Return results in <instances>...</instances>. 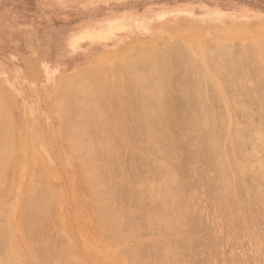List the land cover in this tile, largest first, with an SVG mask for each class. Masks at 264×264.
<instances>
[{
	"label": "rangeland",
	"instance_id": "1",
	"mask_svg": "<svg viewBox=\"0 0 264 264\" xmlns=\"http://www.w3.org/2000/svg\"><path fill=\"white\" fill-rule=\"evenodd\" d=\"M149 45L152 47L147 49ZM147 51H151L155 57L158 55V60L164 58V63L157 65L165 81L163 78L161 80L159 73L152 74L153 70L147 68L151 65L146 64L145 67L144 64L133 62ZM132 63L136 64V68L137 65L142 66L139 72L142 71L145 80V75L151 72L150 76L147 75L148 87L153 89L163 81L164 87L161 88L166 90L162 92L161 89L165 93L157 99L161 102L152 100L150 105L153 109L145 110L147 114L143 111L145 107H141V103L137 104L138 99L143 98L142 91L134 94L135 88L138 91V86L144 87L145 82L142 80V86L133 87L141 82L138 83L140 74ZM123 65L132 72L128 69V73L125 67L124 72L120 71L122 74L117 71ZM95 68L101 72L96 71L95 75L88 77L103 83L105 88L99 84L101 91L110 94L108 98L113 107L110 108L112 113L105 110L106 122L103 121V124L106 125L101 128L100 122L93 129L90 127L85 135L93 141L92 144L96 142L91 145L97 157L93 155L96 164L92 167L80 162L69 150L72 129L79 125L71 126L66 123L67 120L65 122L58 94L65 80L76 77L79 71L86 73ZM163 68L167 71L166 75ZM136 77L139 78L135 84ZM118 78L128 84V91H132L133 95L138 94L134 100H128L131 96L125 94L127 98L124 100L131 105L130 108L129 104L123 105L121 100L117 101L119 95L122 100L124 97V93L120 91L118 95L117 92ZM82 80L79 78V82L84 85ZM79 86H73V90L76 91ZM85 88L84 95L87 91L93 95L90 87ZM0 104V153L11 156L4 185H0V264L12 257L9 255L10 247L18 252L16 259L20 261L16 263L19 264H54L55 261H58L55 264H66L67 261L70 264H138L135 263L138 261L139 264H264V245L260 244L264 242V0H0ZM155 105L158 114L162 109L171 111L165 112L169 113L165 123L167 127L173 125L175 129L168 127L172 139L167 141H171L167 143L168 146L164 144L168 148L162 149L163 156H159L157 146L148 143V138L145 139L147 126L159 123L158 118L153 119L157 112ZM123 106H126L124 111ZM119 111H123L122 114ZM83 112L80 108L73 111L76 122L85 119ZM149 113L155 115L148 118ZM113 118L118 123L116 130L114 124L110 125L112 128H107ZM207 124H211L210 127ZM246 127L250 128H247L250 132H245L247 135L242 133ZM153 129L155 132L159 127ZM98 131L100 133L97 134ZM173 134H176V138ZM214 135L217 139L211 138ZM98 137L101 139L98 142L100 148L96 146L100 140ZM102 138H106L108 145ZM213 139L217 140V145ZM98 149L102 150L98 152ZM217 149L222 152V157ZM212 152L219 155L215 154L218 159ZM164 156L170 158L169 161L174 158L172 165ZM152 157L157 163L161 161V164L157 165ZM96 159H99V163ZM241 160L244 164L239 163ZM175 164L178 166L175 167ZM221 164L224 167H220ZM240 164L244 167H240ZM155 165L157 170L154 169ZM168 165L179 184L176 183L174 187L175 181L171 182L173 186L170 191L181 194L179 197L175 195L179 199L174 198L173 201L177 200L175 202L178 205V200L183 202L184 210H181L180 205L177 209H180L181 217L183 214H188V217H182L187 222L183 220L184 224L179 221L178 224H182L177 229L173 224L171 236L167 235L166 239L165 228L160 229L158 226L164 224L154 217L160 206L158 204L168 198ZM236 165L239 170L235 168ZM89 166L98 171L95 172L100 176L98 179H105L101 183L103 186L99 182L98 192L93 190L96 189V183L87 185L83 179L81 169ZM163 174L167 177H163ZM39 186L42 190L46 189L51 197V206L47 202L45 206L51 212L47 209L48 215L43 216V219L26 201ZM162 188H165L162 194L167 191L165 195L160 194ZM177 190L181 193H176ZM228 190L232 192H228L229 195ZM163 197L166 198L161 202ZM149 202L154 205L151 206ZM97 203L103 208L107 206L106 209L96 212ZM126 213L129 214L128 218ZM115 215H119V220ZM150 222L155 225H150ZM177 222H174L175 225ZM30 224L34 225L33 228ZM179 238H183V242ZM159 240L160 244L157 243ZM161 240L164 241L163 245ZM174 242L176 245L173 246ZM149 243L154 246L157 243L160 247L151 248ZM167 243L171 250L175 247L177 253L173 254L175 250H169L172 254L168 252L167 256L164 250ZM186 253L188 257H185ZM130 254L136 259H126ZM37 255L41 258L38 259ZM181 259L184 261L181 262Z\"/></svg>",
	"mask_w": 264,
	"mask_h": 264
},
{
	"label": "bare ground",
	"instance_id": "2",
	"mask_svg": "<svg viewBox=\"0 0 264 264\" xmlns=\"http://www.w3.org/2000/svg\"><path fill=\"white\" fill-rule=\"evenodd\" d=\"M150 46V45H149ZM152 46H150L149 48H147V49H150ZM152 51V50H151ZM151 51H147V52H145V53H143L144 55H140V56H138V57H136V59L133 61L134 63H137V64H140L141 63V65L142 64H144V66L145 67H147V66H150L151 65V67H147V68H150L149 70H153L152 71V74H158L159 76H161V80H162V78H163V72L161 73L160 72V68L158 67V65L159 64H161V63H164L163 62V60H164V58H163V60L162 59H160V60H158L157 59V57H158V55H157V57H155V56H153L152 54L153 53H151ZM180 53V52H179ZM182 53V52H181ZM160 57V56H159ZM160 58H162V56L160 57ZM150 59V60H149ZM160 61H162V62H160ZM158 62H160V63H158ZM166 62V61H165ZM146 64H147V66H146ZM158 64V65H157ZM193 64V63H192ZM131 65V64H130ZM129 65V66H130ZM132 65H134L133 63H132ZM136 65V64H135ZM134 65V67L136 68V66ZM138 66L139 65H137V68H136V70L138 69V73L140 74H137V71L135 70V69H133V72H134V70L136 71V76H138L139 75V77H136V80H134V83L136 84V82H137V80H138V78H139V82L138 83H140L141 82V84H137L136 86H133V85H135L133 82V87L135 88V87H137L138 85H140V86H142V80H143V83H144V87L142 86V87H140L139 88V86H138V91L136 90V88H135V91L136 92H134V94L135 93H138L139 92V90H141L142 91V96H143V98L142 99H138L139 101L137 102V104L138 103H141V107H142V105H143V107H145L144 109L143 108H141V109H143V111L145 112V110H147V109H153V107L151 106L152 104H151V102H152V100H154V101H156L157 99H159L161 96H163V94L165 95V93H162V92H165L164 91V89H162L164 86V84L163 83H161V82H163V81H165L164 79H165V77L163 78V81H161L160 82V84H158L157 86H155L153 89L149 86H147V85H149L148 84V82H146L147 80H148V78H147V75L148 76H150V74H151V72H150V74H149V72L147 73V71L146 70H144V68L142 69V70H144V71H146V79L147 80H145V78H144V74L142 73V71L141 72H139L140 70V67L142 68V66H139V68H138ZM193 66H194V64H193ZM126 68V71L128 72V69H130L128 66L126 67L125 65H123V67L120 69H117V71L119 70V72L120 71H122V72H124L123 71V68ZM130 67H133V66H130ZM124 68V69H125ZM153 68V69H152ZM166 68V67H165ZM165 68H163L164 69V72H165V75H166V70H165ZM102 70V69H101ZM113 70V69H112ZM98 73H100L99 72V69L98 68H95V69H91V70H88L86 73L85 72H81V71H79L75 76L76 77H73V78H71V79H67V80H65L62 84H61V86H60V89H59V94H58V101H59V103H60V107H61V111H62V117H64L63 119H65V122H66V120H67V122L66 123H68L69 125H71V126H76L75 124H78L79 125V127H77V128H73L72 129V135H71V138H70V141H69V150L73 153L72 155L73 156H75V158L76 159H80L79 161L80 162H83V163H85L86 165L88 164V165H91L92 167H93V165H95L96 163H95V160H93V159H95L94 158V156L96 155V154H94V151L93 150H91V145H93L94 143H96V142H94L93 144H92V142L93 141H91L90 140V138L88 139V137H86L85 135H86V133H87V131H89L90 130V127L92 128V127H95V125L96 124H99L100 122H102V123H100V124H102L101 125V128H103L105 125H106V123H104L103 124V121L104 122H106L105 120H106V112H105V110L106 109H108V110H112V109H110V108H112L113 106H112V104H111V100L109 101V99L110 98H108V96H110V94L109 95H107L106 94V92H103V91H101L102 89H101V86L100 85H102V87L103 88H105L104 87V85H103V83L101 84V83H97V81H96V78L94 79L93 77H92V79H94L93 81H91L90 80V78L91 77H88V76H91V75H95L97 72ZM113 71H115L116 72V70H113ZM131 71V69L129 70V72ZM118 72V73H119ZM128 72V73H129ZM132 72V71H131ZM169 72V71H168ZM106 73H107V70H106ZM121 73V72H120ZM105 74V73H104ZM122 74V73H121ZM135 74V73H134ZM143 76H142V75ZM169 74V73H168ZM116 75H118L117 73H116ZM123 75H124V73H123ZM82 77H84V78H82ZM117 77H119V76H117ZM143 77V78H142ZM79 78H81V79H84V80H82V81H84V85H82L80 82H79ZM120 78V77H119ZM118 78V79H119ZM117 79V80H118ZM141 79V80H140ZM167 79V78H166ZM77 80V81H76ZM145 80V81H144ZM73 81H74V83H75V81H76V83L75 84H80V86H79V88L76 90V91H74L73 90V86H75V87H77V85H75L74 83H73ZM94 81H96V82H94ZM136 81V82H135ZM79 82V83H78ZM120 82V83H119ZM126 82V81H125ZM128 83V82H127ZM130 83H131V81H130ZM100 84V85H99ZM119 84V85H118ZM147 84V85H146ZM167 84H169V83H167ZM82 85V86H81ZM131 85V84H130ZM72 86V87H71ZM90 87L92 90H93V92H92V94L93 95H90L91 94V92L89 93V91H87L88 93H86L85 95L83 94L85 91H86V88L85 87ZM116 86H119L118 88H117V92H118V95H119V92L121 91L122 93H124L123 94V100H122V98L120 97V95L118 96V98H120V99H118L117 97H115V98H117V101L119 102V100H121L120 101V103H126V101L124 100L125 98H127V97H129V96H131L128 100H134V98H136V97H138V94L137 95H133V93H132V91H128L127 90V88H128V84H126V83H124L122 80H118V82H117V84H116ZM161 86H163L162 88H161ZM130 87V86H129ZM120 88V89H119ZM142 88V89H141ZM161 89L163 90L162 92H161ZM105 90V89H104ZM107 90V89H106ZM125 90H127V91H125ZM108 91V90H107ZM109 92V91H108ZM98 93H100V94H98ZM103 93V94H102ZM105 94V95H104ZM125 94L127 95V97H125ZM168 94V93H167ZM103 95V96H102ZM114 96H116V95H114ZM78 97H79V99H78ZM99 98H101L102 100H100ZM104 98V99H103ZM133 98V99H132ZM163 98V97H162ZM161 98V99H162ZM72 99H74V101L72 100ZM116 100V99H115ZM127 100V101H128ZM140 100H141V102H140ZM163 100H164V98H163ZM73 101V102H72ZM76 101V102H75ZM79 101V102H78ZM129 102V101H128ZM133 102V101H132ZM132 102H130L131 104H132ZM135 102V101H134ZM157 102H161V100L160 101H158L157 100ZM144 103V104H143ZM121 104V105H122ZM123 104V105H124ZM127 105L129 104V103H126ZM151 104V105H150ZM1 105V104H0ZM120 105V104H119ZM120 105V106H121ZM145 105V106H144ZM163 105H164V103H163ZM134 106V105H133ZM132 106V107H133ZM168 106V105H167ZM116 107V106H115ZM122 107V106H121ZM126 107V106H125ZM124 106H123V111H124V108H125ZM128 107L130 108L131 107V105L129 104L128 105ZM138 107V106H137ZM155 107H156V110H157V105H155ZM161 107H163V106H161ZM165 107V106H164ZM78 108H80V111L82 112V111H84L82 114H83V116H85L84 118V120H83V118H79V120H81V122L80 121H78V122H76V120H75V118H73L74 117V114H72L73 113V111L74 110H76V109H78ZM118 108V107H117ZM115 109V108H114ZM161 109V108H160ZM159 109V110H160ZM120 110H122V109H120ZM130 110V109H129ZM139 109H137V111H138ZM104 111V112H103ZM109 111V112H110ZM115 111H116V109H115ZM122 111V112H123ZM161 111V112H160ZM159 111V114H158V110H157V112L155 113L156 114V116L155 117H153L152 115L154 114H152V113H149L147 116H148V118H149V116H151V117H153V119L155 120H157V118H158V120L157 121H159V123H157L156 122V124H158V125H155V126H153V125H148L147 126V131L148 132H146L145 130V132H146V140H147V138H148V143H150V144H154L155 146H157V152L159 153V156H160V154L163 156V154L162 153H164L163 151H162V149H164V148H168V147H166V145H164V144H167V143H171V141H169V142H167L168 140H170L169 138H171L172 139V134L170 135V133L171 132H169L168 130H169V128L172 130V128L174 129V127H173V125H172V127L170 126H166V124L167 123H165V117L168 115L169 116V113L168 114H166L168 111H164V109H162V110H160ZM108 112V113H109ZM120 112V111H119ZM122 112H120L121 114H122ZM153 112V111H152ZM166 112V113H165ZM169 112H171V111H169ZM102 113V114H101ZM105 115H104V114ZM111 113H112V111H111ZM126 113H127V111H126ZM129 113V112H128ZM146 114L148 113V111L147 112H145ZM145 113H143L144 115H145ZM85 114V115H84ZM154 114V115H155ZM73 115V116H72ZM143 115V116H144ZM249 115V114H248ZM83 116H81L80 115V117H83ZM103 116H105L104 118H103ZM108 116V115H107ZM125 116V115H124ZM127 116V115H126ZM146 116V115H145ZM144 116V117H145ZM66 117V118H65ZM118 117V116H117ZM121 117V116H120ZM122 117H123V115H122ZM150 117V118H151ZM248 117H251V116H248ZM109 118V117H108ZM115 118V117H114ZM114 118L112 119V120H114ZM169 117H167V119H168ZM200 118H201V116H200ZM104 119V120H103ZM124 119V118H123ZM166 119V120H167ZM171 119V118H170ZM169 119V120H170ZM204 120L206 119V118H203ZM202 119V120H203ZM248 119V118H247ZM77 120H78V118H77ZM112 120L110 119V122H109V126L107 127V128H109V127H111L112 128V126H113V124L115 125V130H116V128L118 127V123H117V121H113L114 123H112ZM125 120V119H124ZM123 120V121H124ZM150 120V119H149ZM148 120V121H149ZM168 120V121H169ZM172 120H173V118H172ZM208 120V119H207ZM207 120H206V122H207ZM107 121H109V120H107ZM171 121V120H170ZM175 121V120H174ZM185 121V120H184ZM198 121V120H197ZM210 121V120H209ZM248 121H249V119H248ZM248 121H246V122H248ZM80 122V123H79ZM143 122H144V120H143ZM149 122H151V121H149ZM173 122V121H172ZM176 122V121H175ZM174 122V126H175V123ZM199 122V121H198ZM203 122V121H202ZM63 123H64V121H63ZM145 123H147L146 121H145ZM209 123V122H208ZM211 123V122H210ZM108 124V123H107ZM148 124V123H147ZM202 124V123H201ZM206 124V123H205ZM249 124H251V123H248V125ZM69 125H67V126H69ZM110 125H112V126H110ZM116 125H117V127H116ZM198 125V124H197ZM207 125H209V127H210V125L211 124H207ZM206 125V128L208 127ZM70 126V127H71ZM103 126V127H102ZM62 127H64V125L62 126ZM97 127H99L98 125H97ZM106 127L104 128V129H106ZM155 127V129H156V127L158 128L159 127V130H157L156 129V131L155 132H153V128ZM175 127H177V126H175ZM178 127H179V125H178ZM249 127V126H248ZM248 127H246L245 129V131H243L242 133H244L245 135H247L246 133H247V130L249 129L250 130V128H248ZM72 128V127H71ZM146 128V127H145ZM144 128V129H145ZM153 130H152V129ZM193 128H196V127H193ZM248 128V129H247ZM64 129V128H63ZM93 129V128H92ZM103 129V130H104ZM244 129V128H243ZM242 129V130H243ZM67 130V129H66ZM71 130V129H70ZM102 130V129H101ZM100 130V131H101ZM102 130V131H103ZM121 131H122V129H120ZM199 130V129H198ZM207 130V129H206ZM205 130V131H206ZM210 130H211V128H210ZM240 130V129H239ZM248 130V131H249ZM68 132H69V130H67ZM174 131H175V129H174ZM178 131V130H177ZM197 131V130H196ZM235 132H236V130H234ZM93 132V131H92ZM210 131H208V133H209ZM240 132V134H241V131H239ZM246 132V133H245ZM250 132V131H249ZM89 133V132H88ZM98 133H100L99 131L97 132V134ZM109 133V132H108ZM174 133H176V132H174ZM206 133V132H205ZM207 133V134H208ZM216 133V132H215ZM219 133V132H218ZM222 133V132H221ZM220 133V134H221ZM230 133V132H229ZM111 134V133H110ZM118 134V133H117ZM232 134V133H231ZM235 135H236V133H234ZM243 134V135H244ZM89 135V134H88ZM103 134L101 133V136H102ZM174 135V134H173ZM176 135V134H175ZM174 135V137L176 138V136ZM229 135V134H228ZM233 135V134H232ZM239 135V134H238ZM244 135V136H245ZM108 136V135H107ZM110 136V135H109ZM112 136V135H111ZM128 136V135H127ZM148 136V137H147ZM177 136H178V134H177ZM180 136V135H179ZM201 136V135H200ZM215 136V135H214ZM223 136V135H222ZM234 136V135H233ZM91 137V136H90ZM104 137V136H103ZM113 137V136H112ZM209 137V135L208 136H206V138H208ZM232 137V136H231ZM246 137V136H245ZM245 137H241L242 139L244 138L245 139ZM87 138V139H86ZM97 138V137H96ZM99 138V137H98ZM107 138V137H106ZM106 138H102V140L104 139L105 141H103V142H105L106 144H107V141H106ZM120 138H121V136H120ZM129 138V137H128ZM211 138H216V136L215 137H212L211 136ZM234 138V137H233ZM232 138V139H233ZM236 138H237V136L235 137V139L234 140H236ZM239 138V137H238ZM241 138H240V140H241ZM2 139V137L0 136V140ZM91 139H92V137H91ZM100 139V138H99ZM114 139H115V137H114ZM117 139V141H118V138H116ZM144 139V140H145ZM181 139H183V138H181ZM217 139V138H216ZM221 139V138H220ZM126 140V139H125ZM145 140V141H146ZM199 140V139H198ZM206 140V139H205ZM212 140V139H211ZM211 140H210V142H211ZM223 140V139H222ZM99 141H101V139L100 140H98L97 141V143L99 142ZM111 141V140H110ZM116 141V140H115ZM201 141V140H200ZM216 141V145H217V140H215ZM214 141V139H213V143L215 142ZM233 141V140H232ZM109 142V141H108ZM152 142V143H151ZM176 142V141H175ZM179 142H180V139H179ZM183 142V141H182ZM199 142V141H198ZM237 142H239V141H237ZM101 144H102V142H100ZM115 143V142H114ZM212 142H211V144H213ZM234 143H236V142H234ZM241 143V142H240ZM118 144V143H117ZM121 144V143H120ZM177 144V143H176ZM221 145H222V141H221V143H220ZM233 144V143H232ZM99 146V143L98 144H96V146ZM108 145V144H107ZM112 145V144H111ZM115 145H116V143H115ZM123 145V144H122ZM149 145V144H148ZM154 145H153V147H154ZM171 145V144H170ZM215 145V146H216ZM105 145L103 144V147H104ZM120 146V145H119ZM134 146V145H133ZM165 146V147H164ZM167 146H168V144H167ZM240 146V145H239ZM129 147V146H128ZM145 147V146H144ZM152 147V146H151ZM172 147V146H171ZM170 147V148H171ZM204 147V146H203ZM202 147V148H203ZM238 147V146H237ZM236 147V148H237ZM92 148H96V147H94V146H92ZM99 148H100V146H99ZM102 148V147H101ZM106 148H108L107 146H106ZM122 148H124V147H122ZM145 148H148L147 146L145 147ZM155 148V147H154ZM153 148V149H154ZM217 148V147H216ZM221 148H222V146H221ZM230 148V147H229ZM234 148V147H233ZM172 149H174V148H172ZM171 149V150H172ZM235 149V148H234ZM100 150H102V149H100ZM99 149L97 150L98 152L100 151ZM148 150H152V148L151 149H148ZM169 150V149H168ZM167 150V151H168ZM206 150V149H205ZM215 150V149H214ZM213 150V151H214ZM218 150V149H217ZM216 150V151H217ZM221 150V149H220ZM165 151V150H164ZM173 151V150H172ZM197 151V150H196ZM201 151H203V150H201ZM209 151V150H208ZM219 151V150H218ZM218 151H217V153H218ZM229 151H231V149L229 150ZM101 152H104V151H101ZM106 152V151H105ZM113 152V151H112ZM169 152H171L170 150H169ZM168 152V153H169ZM244 152V151H243ZM97 153V152H96ZM116 153V152H115ZM142 153V152H141ZM158 153L157 154H155V155H158ZM217 153H215V154H217ZM219 155H221V153L222 152H220L219 151ZM236 153V152H235ZM245 153V152H244ZM143 154V153H142ZM142 154H140V155H142ZM212 154H214L213 152H212ZM214 154V155H215ZM228 154V153H227ZM237 154V153H236ZM94 155V156H93ZM102 155H104V154H102ZM102 155H101V157H102ZM211 155V154H210ZM218 155V154H217ZM217 155H215L216 156V158H217ZM218 155V156H219ZM230 157H232V154L230 153ZM243 155V154H242ZM106 156V155H105ZM111 156H113V155H111ZM169 156H170V154H169ZM228 156V155H227ZM11 156L10 155H8V154H2L1 155V153H0V185H2L3 184V182H4V180L6 179V174H7V172H8V168H9V164H10V158ZM96 157V156H95ZM146 157V156H145ZM172 157V156H171ZM221 157H222V155H221ZM224 157V156H223ZM97 158V157H96ZM107 158V157H106ZM140 158H141V156H140ZM142 158H143V156H142ZM152 158H154V157H152ZM164 158H167V157H165L164 156ZM173 158V157H172ZM171 158V159H172ZM229 158V157H228ZM99 159H101V158H99ZM98 159V160H99ZM108 159V158H107ZM148 159V158H147ZM168 159H170V158H167V161L168 162H170L171 161V165H172V160L174 159H172V160H168ZM195 160H196V158H194ZM218 159V158H217ZM224 159V158H223ZM97 159H96V162L98 161ZM154 160H155V158H154ZM230 160H232L233 161V159H231L230 158ZM175 161H177V160H175ZM180 161V160H179ZM220 161H221V159H220ZM94 162V163H93ZM101 162V161H100ZM148 162H149V160H148ZM203 162V161H202ZM215 162H217V161H215ZM234 162V161H233ZM97 163H99V162H97ZM151 163V162H150ZM155 163H157L156 162V160H155ZM165 163V162H164ZM164 163H162V164H164ZM218 163V162H217ZM216 163V164H217ZM223 163V162H222ZM224 163H225V161H224ZM230 163H231V161H230ZM239 163H243L242 162V160H241V162H239ZM246 163H247V161H246ZM149 164V163H148ZM158 164H161V161H160V163L158 162L157 163V165ZM233 164V163H232ZM244 164V163H243ZM243 164H240L241 166L240 167H244V166H242ZM11 165V164H10ZM144 165H145V163H144ZM151 165V164H150ZM157 165H155V168L154 169H158V168H156V166ZM167 165V164H166ZM176 165V164H175ZM224 164H221L220 165V167H222ZM234 165H235V163H234ZM234 165H232L231 167H232V170L234 169ZM91 166H89V167H91ZM160 166V165H159ZM162 166V165H161ZM178 165H176L175 167H177ZM217 166H219V165H217ZM86 168V167H84V170H83V167H82V174H83V179L85 180V181H87V185H95V183H96V189H93V187H92V189L93 190H95V192H98V190H99V188H100V185H99V182H100V184L103 182V181H105V179L103 180V181H101L100 179H98V177H100L99 176V174H98V176L96 175L97 173H95V172H98L97 170H95V168L93 169L92 167L91 168ZM107 167V166H106ZM110 167V166H109ZM145 167H147V165L145 166ZM153 167V166H152ZM163 167V166H162ZM174 167V168H175ZM180 167V166H179ZM224 167V166H223ZM227 167V166H226ZM230 167V168H231ZM237 167V165L235 166V168ZM246 167V166H245ZM80 169V168H79ZM98 169V168H97ZM100 169V168H99ZM109 169V168H108ZM162 168H160V170H161ZM227 169L228 168H226V170L225 171H227ZM236 169H238V168H236ZM242 169V168H241ZM263 169V168H262ZM261 169V170H262ZM101 170H103V168H101ZM159 170V172L161 173V171ZM165 170V169H164ZM183 170V169H182ZM239 170V169H238ZM179 171V170H178ZM181 171V170H180ZM234 171V170H233ZM245 171V170H244ZM103 172V171H102ZM104 172H106V171H104ZM103 172V173H104ZM108 172V171H107ZM158 172V173H159ZM228 172H230L229 170H228ZM235 172V171H234ZM261 172V171H260ZM99 173H101V172H99ZM181 173V172H180ZM244 173V172H243ZM166 174L168 175V178L170 179H167V180H169V184H170V186L168 185V187L167 188H169V191H168V193H166L167 191H165V193L168 195L167 197L168 198H166V197H163V200L162 199H160V200H162L161 202H163L164 200H165V198H166V200L167 201H169V202H166V200H165V202H163V203H160V204H158V205H160L159 207H158V205L156 206V207H158L157 209H159V211H157V209H156V213H155V209H154V213L156 214V217H154V219H157L158 221H160V223H162V224H164L163 226H161V224H158V226L160 225V229L163 227V228H165V232H166V239H168V236L172 233V230L170 231V228H175V226H176V229L178 228V225H179V227L181 226V224H178V223H180L181 221L183 222V220H184V218H182L183 216L184 217H188V216H186V215H188V214H186V215H184L183 214V216L181 217V215H182V213H181V211H179L180 209H177L178 207H179V205H180V208H184V204H182L183 202L181 201V200H178L179 201V205L177 204V202H175V201H177V200H174L173 201V199L175 198V191L173 192V191H170V188H172V186L174 185V187L176 186V183H177V181H176V177L177 176H175V174H174V172L172 171V169H171V167L168 165V167L166 168ZM178 174H179V172H178ZM183 174V173H182ZM225 174H227V173H225ZM95 175H96V177H95ZM101 175H103V174H101ZM132 175V174H131ZM162 175V174H161ZM224 175V174H223ZM228 175H231V174H228ZM242 175V174H241ZM167 177L165 174H163V177ZM239 176V175H238ZM182 177H184L183 175H182ZM226 177V175H224V178ZM231 177V176H230ZM229 177V178H230ZM236 177V176H235ZM106 178V177H105ZM228 178V179H229ZM163 179V178H162ZM165 179V178H164ZM175 179V180H174ZM239 179H241L240 177H239ZM177 180H178V178H177ZM224 180V179H223ZM226 180L227 179H225L224 181L226 182ZM231 180V179H230ZM242 180V179H241ZM241 180H240V183H241ZM84 181V182H85ZM107 181V180H106ZM110 181V180H109ZM108 181V182H109ZM112 181V180H111ZM152 181V180H151ZM150 181V182H151ZM156 181V180H155ZM166 181V180H165ZM175 181V182H174ZM223 181V182H224ZM227 181H229V180H227ZM238 181V180H237ZM97 182H98V184H97ZM171 182H174L173 183V185L171 184ZM180 182V181H179ZM230 182V181H229ZM232 182V181H231ZM230 182V183H231ZM2 183V184H1ZM86 183V182H85ZM94 183V184H93ZM151 183H153L154 184V182L152 181ZM236 183V182H235ZM6 184V183H5ZM104 184L105 185H108V184H106L105 182H104ZM111 184H113V183H111ZM156 184H158V182H156ZM155 184V185H156ZM164 184H166V186H167V183L165 182ZM178 184V183H177ZM183 184V183H182ZM185 184V183H184ZM183 184V185H184ZM188 184V183H187ZM227 184V183H226ZM229 184V183H228ZM241 184H243V183H241ZM4 185V184H3ZM102 185V184H101ZM104 185V187H106ZM182 185V186H183ZM186 185V184H185ZM191 185V184H190ZM230 185V184H229ZM236 185V184H235ZM238 185V188H240L239 186V184H237ZM103 186V185H102ZM115 186V185H114ZM117 186V185H116ZM151 186V185H150ZM166 186H164V187H166ZM178 186H179V184H178ZM180 186H181V184H180ZM181 186V187H182ZM226 186V185H225ZM4 187V186H3ZM103 187V188H104ZM110 187H112V186H110ZM153 187L155 188L156 186H154L153 185ZM153 187H151V188H153ZM163 187V186H162ZM180 187V188H181ZM2 188V187H1ZM91 188V187H90ZM95 188V187H94ZM107 188V187H106ZM109 188V187H108ZM107 188V189H108ZM190 188V187H189ZM231 188H233V187H231ZM243 188V187H242ZM91 189V190H92ZM156 189H157V187H156ZM159 189V188H158ZM157 189V190H158ZM165 189V188H164ZM163 188L161 189V193L160 194H162V192H164V191H162V190H164ZM183 189H185V188H183ZM183 189H181V190H183ZM228 189V188H227ZM101 190V189H100ZM103 190V189H102ZM154 190V189H153ZM172 190V189H171ZM176 190V189H175ZM232 189H230V191H231ZM237 190V189H236ZM240 190H242V191H244V189H240ZM239 190V191H240ZM104 192L106 191L105 189L103 190ZM93 193H94V191H92ZM150 192V191H149ZM160 192V191H159ZM229 192V190L227 191V193ZM102 193V192H101ZM145 193H147V192H145ZM155 193V192H154ZM165 193L164 194H162V195H165ZM176 193H181V191L180 192H178V190H177V192ZM229 193H232V192H229ZM229 193H228V195H229ZM246 193V192H245ZM98 194V193H97ZM157 194H158V192H157ZM160 194L158 195L159 197H160ZM226 194V193H225ZM130 195H133V193L132 194H130ZM151 195H153V192L151 193ZM155 195H156V193H155ZM180 196H181V194H179ZM179 195H176V196H178L179 197ZM182 195H184V194H182ZM227 195V194H226ZM231 195V194H230ZM239 195V194H238ZM154 196V195H153ZM186 195H184V197H185ZM133 197V196H132ZM149 197V196H148ZM178 197H176V198H178ZM233 197V196H232ZM135 198V197H134ZM175 198V199H176ZM230 198H231V196H230ZM130 199H133V198H131L130 197ZM150 199V198H149ZM148 199V200H149ZM153 199H155V198H153ZM179 199V198H178ZM228 199V198H227ZM112 200H114L115 201V199H113L112 198ZM135 200V199H134ZM183 200H186V199H183ZM230 200V199H229ZM26 201L28 202V204L30 205V207L35 211V213H37L38 214V212H39V214L40 215H37V216H41L40 217V219L42 218H44L43 216H45L46 214L48 215V210L47 209H49L48 208V206H51L50 205V203H51V197H50V195L48 194V192H47V190L46 189H43L42 190V187H40L39 186V188L37 189H35V190H33L31 193H30V195H29V198H27L26 199ZM151 202H152V200H150ZM181 201V202H180ZM224 201H225V199H224ZM228 200H226L225 202H227ZM232 201V200H231ZM249 201V200H248ZM247 200L245 201V202H248ZM46 202L47 203H49L48 204V206H47V208L45 207L46 206ZM108 202V201H107ZM110 202H112V201H110ZM155 202H157V199H156V201H154L153 203L155 204ZM173 202H175V204L173 203ZM114 203V202H113ZM89 204V203H88ZM99 203H97V205H98ZM149 204H150V202H149ZM154 204H150L151 206H153ZM188 204V203H187ZM248 204V203H247ZM96 205V206H97ZM109 205H110V203H109ZM178 205V206H177ZM225 205V204H224ZM229 204L227 203V207H228V209H229V206H228ZM232 205H233V203H232ZM237 205V204H236ZM94 206V205H93ZM104 206H105V204H104ZM150 206V207H151ZM231 206V205H230ZM242 206V205H241ZM251 206V205H250ZM98 207V208H97ZM96 207V212H101V210H103L104 208L106 209V207H102V205H98ZM149 207V206H148ZM155 207V206H154ZM225 206H223V208H224ZM51 208V207H50ZM92 208V207H91ZM181 209V210H184V209ZM189 208V207H188ZM222 208V207H221ZM226 208V207H225ZM231 208H233V206H231ZM249 208V207H248ZM99 209V210H98ZM108 209H109V207H108ZM107 209V210H108ZM152 210H153V208H151ZM151 209H150V211H151ZM178 210V212H177V210ZM227 209V208H226ZM50 210V209H49ZM113 210V209H112ZM187 210V209H186ZM220 210V209H219ZM230 210V209H229ZM36 211H38V212H36ZM48 211V212H47ZM109 211L110 210H108V212L107 213H109ZM120 211V210H119ZM188 211H189V209H188ZM224 212V209L222 210L221 209V212ZM242 211V210H241ZM50 212H51V210H50ZM121 212H122V210H121ZM124 212V211H123ZM123 212H122V214H123ZM153 212V211H152ZM185 212H187V211H185ZM227 212V211H226ZM104 213V212H103ZM106 213V212H105ZM112 213H114L113 211H112ZM118 213V212H117ZM158 213V214H157ZM225 213V212H224ZM119 214V213H118ZM121 214V217L123 216ZM125 214V213H124ZM127 214V213H126ZM181 214V215H180ZM226 214V213H225ZM244 214V213H243ZM250 214V213H249ZM110 215V214H109ZM112 215H114V214H112ZM128 216H126L127 218L129 217V214H127ZM136 215H139V214H137L136 213ZM135 215V216H136ZM245 215H246V213H245ZM36 216V217H37ZM102 216V215H101ZM116 216V215H115ZM114 216V217H115ZM131 216V215H130ZM140 216V215H139ZM146 215H144V217H145ZM150 216V215H149ZM248 216V215H247ZM46 217V216H45ZM99 217H100V215H99ZM117 217V216H116ZM118 217H119V215H118ZM117 217V218H118ZM124 218H125V215L123 216ZM147 217V216H146ZM192 217V216H191ZM38 218V217H37ZM48 218V217H47ZM140 218V217H139ZM148 218H150V217H148ZM180 218H182V220H180ZM235 218V217H234ZM138 219V218H137ZM185 219H187V218H185ZM191 219V218H190ZM37 220V219H36ZM111 220H113V219H111ZM118 220H119V218H118ZM153 220V219H152ZM198 220V219H197ZM235 220V219H234ZM233 220V221H234ZM248 220H250V219H248ZM102 221V220H101ZM116 221V220H115ZM115 221H112V222H115ZM126 221V220H125ZM147 221V220H146ZM149 221H151V219L149 220ZM178 221V222H177ZM180 221V222H179ZM103 222V221H102ZM117 222V221H116ZM119 222V221H118ZM148 222V221H147ZM169 222V223H168ZM174 222H177V225H175L176 223H174ZM184 222H187V220H184ZM183 222V223H184ZM231 222V221H230ZM100 223V222H99ZM105 222H103V224H104ZM122 223H123V221H122ZM152 223L153 222H150V225H152ZM194 223V222H193ZM248 223V222H247ZM253 223V222H252ZM40 224V223H39ZM38 224V225H39ZM101 224V223H100ZM154 225H155V223H153ZM157 224V223H156ZM174 224V225H173ZM185 224V223H184ZM192 224V223H191ZM198 224V223H197ZM232 224H233V222H232ZM236 224V223H235ZM249 224V223H248ZM31 225V224H30ZM30 225H29V227H30ZM33 225V224H32ZM31 225V226H32ZM110 225V224H109ZM149 225V226H150ZM153 225V228L155 227ZM172 225H173V227H172ZM250 225V224H249ZM34 226V225H33ZM33 226H32V228H33ZM37 226V225H36ZM192 226H193V224H192ZM233 226H234V224H233ZM28 227V226H27ZM104 227H106V224L104 225ZM151 227V226H150ZM182 227H184V226H182ZM239 227V226H238ZM31 228V229H32ZM39 229H40V226L38 227ZM103 228V226H101V229ZM110 228V227H109ZM112 228V227H111ZM152 228V227H151ZM157 228H159V227H157ZM156 228V229H157ZM162 228V229H163ZM194 228V227H193ZM235 228V227H234ZM240 228V227H239ZM245 228V227H244ZM243 228V229H244ZM29 229V228H28ZM39 229H37V230H39ZM105 229H107V232H108V227H106ZM116 229V228H115ZM181 229V228H180ZM189 229V228H188ZM42 230V229H41ZM111 231H112V229H110ZM175 230V229H174ZM248 230V229H247ZM114 231V230H113ZM112 231V232H113ZM169 231H170V233H169ZM181 231H183V230H181ZM231 231V230H230ZM115 232V231H114ZM113 232V234H115ZM153 232V231H152ZM174 232H176V233H178L176 230L174 231ZM189 232V231H188ZM191 232V231H190ZM196 232V231H195ZM117 233V232H116ZM120 234H121V232H119ZM175 233V234H176ZM127 234V233H126ZM162 234H164V233H162ZM186 234V233H185ZM109 235H111V234H109ZM118 235V234H117ZM123 235H124V233H123ZM165 235H163L164 237H165ZM168 235V236H167ZM112 237H114V235H111ZM111 236H108V237H111ZM162 236V235H161ZM171 236V235H170ZM230 236V235H229ZM250 236V235H249ZM257 236V235H256ZM260 236V235H259ZM116 237V236H115ZM172 237H173V235H172ZM252 237V236H251ZM254 237H255V234H254ZM11 238V237H10ZM119 238V237H118ZM117 238V239H118ZM124 238V237H123ZM177 238V237H176ZM227 238H228V236H227ZM232 238V237H231ZM242 238V237H241ZM256 238V237H255ZM110 239V238H109ZM112 239V238H111ZM165 239V238H164ZM174 239V238H173ZM180 240L179 241H182L183 240V238H179ZM182 239V240H181ZM234 239V238H233ZM262 238H260V240H261ZM114 240H116V239H114ZM176 240H178V239H176ZM196 240V239H195ZM237 240H238V238H237ZM241 240V239H240ZM240 240H238V241H240ZM252 240V239H251ZM258 240V239H257ZM260 240H259V242H260ZM264 240V239H263ZM262 241V240H261ZM114 242V241H113ZM117 242V241H116ZM154 242H156V241H154ZM161 242H162V240H161ZM164 242V241H163ZM163 242L161 243L162 245H163ZM173 242V241H172ZM183 242V241H182ZM185 242H188V241H185ZM184 242V243H185ZM191 243L193 242V241H190ZM195 242V241H194ZM258 241H257V245H258V243H259ZM9 243H11V240H10V242ZM158 244H160V240L157 242ZM157 243H156V247H160L159 245L157 246ZM166 243V242H165ZM239 243V242H238ZM264 242H261L260 244H262V245H264L263 244ZM12 244H14L13 242H12ZM12 244H9V245H11V246H13L14 247V245H12ZM150 244V243H149ZM154 244V243H153ZM174 244H175V242L173 243V246H174ZM188 244H190V243H188ZM193 244V243H192ZM192 244H190V245H192ZM197 244V243H196ZM150 245H152V244H150ZM176 245V244H175ZM186 245V244H185ZM190 245H187V246H190ZM194 245V244H193ZM261 245V246H262ZM137 246H138V244H137ZM147 246V245H146ZM153 246L154 245H152V247L151 248H153ZM154 246V247H155ZM166 248L164 249V248H161V249H164L166 252V255L168 256L169 255V253L168 252H170V251H174V252H172L173 254L176 252V250L177 249H175V247H174V250H171L170 248H169V245H168V243L166 244V245H164ZM164 246H162V247H164ZM167 246H168V250H167ZM172 246V247H173ZM178 246V245H177ZM181 246V245H180ZM196 246V245H195ZM9 247V246H8ZM16 247V246H15ZM139 247H141L140 245H139ZM148 247V246H147ZM259 247V246H258ZM264 247V246H263ZM11 248V247H10ZM9 248V250H10V252L11 253H13V254H10V252H9V255H11V256H9V257H11L9 260L7 259L6 261L4 260V262H1V264H15L16 263V261L18 260V262L20 261L19 260V258L18 259H16L17 258V256H18V252L15 250V248H12V250ZM141 248H143V247H141ZM190 248V247H189ZM188 248V249H189ZM17 249V248H16ZM130 249H132V248H130ZM150 249V248H149ZM259 249V251L261 252V248H258ZM15 250V251H14ZM47 250H49V249H47ZM46 250V251H47ZM140 250V249H139ZM170 250V251H169ZM179 250V249H178ZM256 250V249H255ZM14 251V252H13ZM61 251V250H60ZM66 251V250H65ZM64 251V252H65ZM131 251V250H130ZM42 252H43V250H42ZM45 252V251H44ZM53 252V251H52ZM69 252V251H68ZM128 252V251H127ZM131 252H133V251H131ZM146 252V251H145ZM145 252L143 253L144 255H145ZM149 252H151L150 250H149ZM163 252V255H165L164 254V251H162ZM189 252V251H188ZM192 252V251H191ZM209 252V251H208ZM263 252V251H262ZM261 252V253H262ZM49 253V252H48ZM171 253V252H170ZM171 253V254H172ZM177 253V252H176ZM181 252H179V254H180ZM182 253H185L184 251H182ZM181 253V254H182ZM210 253V252H209ZM209 253H206L207 255L209 254ZM214 252H213V250H212V254H213ZM37 254H40L41 255V253H38L37 252ZM62 254H63V252H62ZM69 254V253H68ZM127 254V253H126ZM128 254H129V252H128ZM134 254V253H133ZM133 254H130V256H128L126 259H130L129 257H132L133 259H134V255ZM180 254V255H181ZM187 254V256H185V257H188V253H186ZM205 254V253H204ZM60 255V254H59ZM133 255V256H132ZM146 255H147V253H146ZM165 255V256H166ZM190 255V254H189ZM203 255V254H202ZM211 255V254H210ZM235 254H233V256H234ZM236 255H237V257H238V254L236 253ZM235 255V256H236ZM38 256V255H37ZM42 257H43V255H41ZM41 256H38V259H39V257L41 258ZM68 256V255H67ZM127 256V255H126ZM142 256V255H141ZM149 256V255H148ZM172 256V255H171ZM201 256V255H200ZM243 256V255H242ZM260 256V255H259ZM8 257V258H9ZM60 257H61V255H60ZM63 257V256H62ZM69 257V256H68ZM125 257V256H124ZM143 257V256H142ZM192 257V256H191ZM261 257V256H260ZM262 257H264V256H262ZM37 258V257H36ZM47 258V257H46ZM57 258V257H56ZM56 258L54 259V260H56ZM64 258H67V257H64ZM139 258V257H138ZM150 258V257H149ZM174 258H177V257H175L174 256ZM173 258V259H174ZM179 258H181V257H179ZM212 258V257H211ZM58 259H59V256H58ZM133 259H132V261H133ZM136 259V258H135ZM134 259V260H135ZM140 260H141V257L139 258ZM168 259V258H167ZM172 259V258H171ZM171 259H169L170 260V262H172L171 261ZM178 259V258H177ZM186 259V258H185ZM201 259V258H200ZM206 259V258H205ZM1 260V259H0ZM3 260V259H2ZM42 260H44V258H42ZM47 260V259H46ZM73 260V259H72ZM71 260V261H72ZM175 260V259H174ZM261 260H262V258H261ZM260 260V261H261ZM45 261V260H44ZM130 261V260H129ZM178 261V260H177ZM181 262H183L184 260H180ZM245 261V260H244ZM250 261H252V263H253V260H251L250 259ZM257 260H255V262H256ZM259 261V260H258ZM39 262H40V260H39ZM58 262V261H57ZM56 261L54 262V264L55 263H57ZM68 262V261H67ZM66 262V264H70L69 262L67 263ZM165 262H167V263H169L167 260L165 261ZM179 262V261H178ZM246 262V261H245ZM263 262H264V260H263ZM41 263V262H40ZM40 263H38V264H40ZM43 263V262H42ZM60 263H62L61 261H60ZM135 263H138L139 264V261L138 262H135ZM143 263V262H142ZM250 263V262H249ZM258 263V262H257ZM16 264H19V263H16ZM72 264H75L74 262L72 263ZM146 264V263H145ZM161 264H164V263H161ZM237 264V263H236Z\"/></svg>",
	"mask_w": 264,
	"mask_h": 264
}]
</instances>
